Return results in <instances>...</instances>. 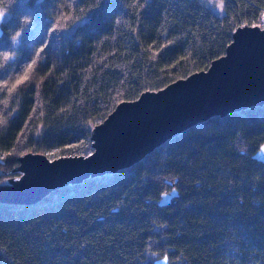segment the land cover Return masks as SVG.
<instances>
[{
	"label": "trees",
	"instance_id": "1",
	"mask_svg": "<svg viewBox=\"0 0 264 264\" xmlns=\"http://www.w3.org/2000/svg\"><path fill=\"white\" fill-rule=\"evenodd\" d=\"M263 11L264 0H0V182L29 151L89 154L120 101L207 68ZM263 143L254 105L37 203L0 202V264H264Z\"/></svg>",
	"mask_w": 264,
	"mask_h": 264
},
{
	"label": "water",
	"instance_id": "2",
	"mask_svg": "<svg viewBox=\"0 0 264 264\" xmlns=\"http://www.w3.org/2000/svg\"><path fill=\"white\" fill-rule=\"evenodd\" d=\"M263 104L264 26L245 23L235 28L225 53L207 68L120 101L93 126L89 154L51 159L45 153L29 151L19 156V163L5 171L8 176L0 182V202L37 203L58 188L133 165L194 124ZM253 157L264 162V143ZM178 195L174 186L162 194L160 204L168 205ZM155 264L171 263L164 256Z\"/></svg>",
	"mask_w": 264,
	"mask_h": 264
},
{
	"label": "rangeland",
	"instance_id": "3",
	"mask_svg": "<svg viewBox=\"0 0 264 264\" xmlns=\"http://www.w3.org/2000/svg\"><path fill=\"white\" fill-rule=\"evenodd\" d=\"M216 10L219 12V13H222V9H221V5L220 4H216ZM260 24L262 23V25L264 26V11L261 15V18H260ZM258 23V24H259ZM64 150H62L61 148H55L51 151H49L47 153V155L51 158V159H54L56 157H60L62 155H69V153H66V152H63ZM77 152V151H76ZM76 152H72L71 155H74V154H78ZM4 157V155H2ZM4 181V180H3Z\"/></svg>",
	"mask_w": 264,
	"mask_h": 264
},
{
	"label": "snow or ice",
	"instance_id": "4",
	"mask_svg": "<svg viewBox=\"0 0 264 264\" xmlns=\"http://www.w3.org/2000/svg\"><path fill=\"white\" fill-rule=\"evenodd\" d=\"M3 17V13H0V18H2ZM20 83V81H17V85ZM165 195H167V193L165 194Z\"/></svg>",
	"mask_w": 264,
	"mask_h": 264
},
{
	"label": "bare ground",
	"instance_id": "5",
	"mask_svg": "<svg viewBox=\"0 0 264 264\" xmlns=\"http://www.w3.org/2000/svg\"><path fill=\"white\" fill-rule=\"evenodd\" d=\"M228 115V114H227ZM226 116V115H225ZM159 204H160V200H159ZM161 205V204H160ZM165 206V205H164Z\"/></svg>",
	"mask_w": 264,
	"mask_h": 264
}]
</instances>
